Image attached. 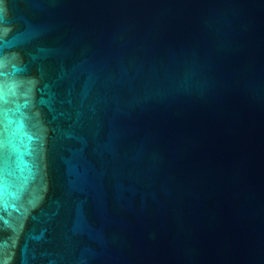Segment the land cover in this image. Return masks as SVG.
<instances>
[{
  "label": "water",
  "instance_id": "95a60500",
  "mask_svg": "<svg viewBox=\"0 0 264 264\" xmlns=\"http://www.w3.org/2000/svg\"><path fill=\"white\" fill-rule=\"evenodd\" d=\"M0 264H264V0H0Z\"/></svg>",
  "mask_w": 264,
  "mask_h": 264
}]
</instances>
